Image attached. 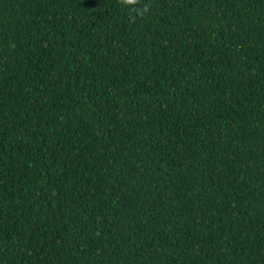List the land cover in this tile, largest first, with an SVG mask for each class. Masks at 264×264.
Here are the masks:
<instances>
[{"label": "trees", "instance_id": "trees-1", "mask_svg": "<svg viewBox=\"0 0 264 264\" xmlns=\"http://www.w3.org/2000/svg\"><path fill=\"white\" fill-rule=\"evenodd\" d=\"M0 264H264V0H0Z\"/></svg>", "mask_w": 264, "mask_h": 264}, {"label": "clouds", "instance_id": "clouds-1", "mask_svg": "<svg viewBox=\"0 0 264 264\" xmlns=\"http://www.w3.org/2000/svg\"><path fill=\"white\" fill-rule=\"evenodd\" d=\"M135 3V0H123V4L125 6H130ZM132 11H135L137 15H143L144 12L147 11V8L144 9H131Z\"/></svg>", "mask_w": 264, "mask_h": 264}]
</instances>
